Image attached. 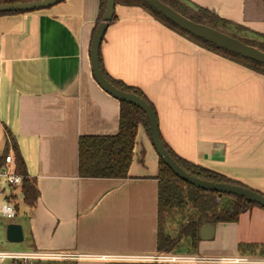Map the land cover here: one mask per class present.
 Here are the masks:
<instances>
[{"label":"crops","instance_id":"crops-1","mask_svg":"<svg viewBox=\"0 0 264 264\" xmlns=\"http://www.w3.org/2000/svg\"><path fill=\"white\" fill-rule=\"evenodd\" d=\"M187 1L264 36V0ZM99 7V0H65L0 16V152L10 134L38 191L32 213L14 203L21 216L8 224L23 233L15 252L158 254L159 157L145 129H137L127 179L77 172L78 139L118 131L119 101L96 84L90 68ZM113 16L99 49L105 73L142 92L177 157L264 196V76L205 50L139 6L115 4ZM201 228L186 256L254 257L239 248L264 245V209Z\"/></svg>","mask_w":264,"mask_h":264},{"label":"trees","instance_id":"trees-1","mask_svg":"<svg viewBox=\"0 0 264 264\" xmlns=\"http://www.w3.org/2000/svg\"><path fill=\"white\" fill-rule=\"evenodd\" d=\"M36 0H15L1 3L29 2ZM171 9L191 20L226 34L245 45H249L264 52V43H251L234 35V32L252 34L240 26L222 20L205 9L190 4L187 0H159ZM0 3V4H1ZM99 16L95 26L101 22L105 2L99 0ZM115 4L139 6L145 9L151 16L161 22L172 31L184 36L200 47L213 52L223 58L238 63L260 75L264 76V65L242 58L238 55L221 50L209 43L195 38L182 31L174 24L163 18L160 14L149 8L142 2L135 0H115ZM30 12L1 13L0 16L11 14H24ZM115 17H112L114 21ZM110 22V23H111ZM94 29V31H95ZM93 31V33H94ZM264 39V36L252 34ZM99 67L103 77L116 89L133 94L144 100L154 111L152 105L145 96L136 88L129 87L122 82L111 79L103 70L100 54ZM155 112V111H154ZM142 126L149 135L148 122L145 114L135 106L119 101L118 131L109 137H80L77 144V172L84 179H127L132 160V152L135 145L137 129ZM161 143L171 159L187 174L203 181L213 183L231 184L243 187L237 183L216 173L199 168L179 157L165 144ZM12 152L13 172L21 177L19 193L22 203L31 211L35 207L38 191L35 181L27 174L25 164L20 156L16 144L10 134L7 136L3 150L0 152V168L5 165V158ZM158 175L156 177L157 188V236L156 250L158 254H172L182 243H186L191 251H194L198 241V231L204 225L217 223H235L239 216L249 211L252 207H259L228 194L204 191L197 189L176 177L172 171L159 159ZM245 188V187H243ZM262 208V207H259ZM264 209V208H262ZM173 227V228H172ZM241 253L251 256L264 257V245L240 246ZM35 264H74L69 261H47Z\"/></svg>","mask_w":264,"mask_h":264},{"label":"water","instance_id":"water-1","mask_svg":"<svg viewBox=\"0 0 264 264\" xmlns=\"http://www.w3.org/2000/svg\"><path fill=\"white\" fill-rule=\"evenodd\" d=\"M63 1L65 0H36L29 2L1 3L0 14L14 12H35L50 8ZM135 1L144 3L156 13L160 14L163 18L174 24L176 27L195 38H198L226 52L238 55L242 58L264 65V52L260 51L255 47L245 45L242 42L210 27L194 23L191 20L180 15L173 9H171L169 6L163 4L159 0ZM104 2L105 7L102 19L93 33L89 52L91 73L96 84L106 94H108L115 100L131 104L136 108L140 109L145 114L148 122L149 138L156 154L158 155L159 159L181 181L200 190L218 193L219 196H221L222 194H228L238 198H242L245 201H248L259 207L264 208V196L257 192L237 185L203 181L185 173L171 159L169 154L164 149L160 140L156 115L152 108L139 97L116 89L103 77L99 67V49L104 34L114 14L115 0H104ZM207 228L212 230V225H204L201 228L200 233ZM5 238L6 241L9 243H21L23 241V233L21 226L18 224H8L5 228Z\"/></svg>","mask_w":264,"mask_h":264},{"label":"built area","instance_id":"built-area-1","mask_svg":"<svg viewBox=\"0 0 264 264\" xmlns=\"http://www.w3.org/2000/svg\"><path fill=\"white\" fill-rule=\"evenodd\" d=\"M21 177L13 172V159L9 154L5 165L0 168V218L12 219L16 216L15 202L21 201L19 186ZM6 190H12L11 195ZM15 192V193H14ZM18 196L20 197L18 199ZM76 259H92L110 262H136L142 264H264V257L236 256L232 258L198 257L176 254H157L152 256H84L60 252H8L0 250V264L23 263L33 264L47 261H66Z\"/></svg>","mask_w":264,"mask_h":264},{"label":"rangeland","instance_id":"rangeland-1","mask_svg":"<svg viewBox=\"0 0 264 264\" xmlns=\"http://www.w3.org/2000/svg\"><path fill=\"white\" fill-rule=\"evenodd\" d=\"M232 33H234V35H236L237 37H239L241 39H245L248 42H251L253 44H254V42L255 43H257V42L264 43V39L258 38L252 34H247L244 32H235V31L234 32L232 31ZM3 143H4L3 142V135L0 132V149H2ZM11 193H12V190H6V194L11 195ZM23 208L24 207H21V210H23ZM18 215L21 216V213L16 214V216L12 219L0 218V250L8 251V252H15V251H20L22 249L23 245H21V243H18V244L9 243L6 241V238L4 235L5 228L8 225V223L16 221ZM188 250H189L188 245L186 243H182L181 246H179L177 248L175 253H177V255H187ZM7 264H23V263L19 262V263H7ZM33 264H35V263H33Z\"/></svg>","mask_w":264,"mask_h":264}]
</instances>
